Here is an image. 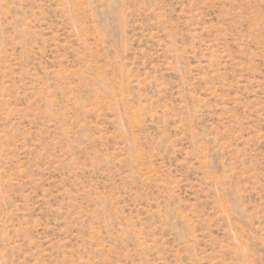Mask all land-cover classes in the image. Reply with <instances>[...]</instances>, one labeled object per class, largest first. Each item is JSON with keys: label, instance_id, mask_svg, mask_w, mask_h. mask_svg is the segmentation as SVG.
Listing matches in <instances>:
<instances>
[{"label": "rangeland", "instance_id": "374dc122", "mask_svg": "<svg viewBox=\"0 0 264 264\" xmlns=\"http://www.w3.org/2000/svg\"><path fill=\"white\" fill-rule=\"evenodd\" d=\"M0 264H264V0H0Z\"/></svg>", "mask_w": 264, "mask_h": 264}]
</instances>
